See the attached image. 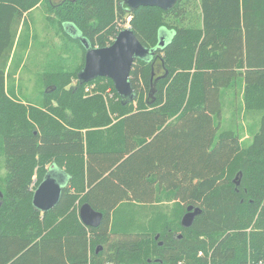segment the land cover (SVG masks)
I'll return each mask as SVG.
<instances>
[{
    "label": "trees",
    "instance_id": "1",
    "mask_svg": "<svg viewBox=\"0 0 264 264\" xmlns=\"http://www.w3.org/2000/svg\"><path fill=\"white\" fill-rule=\"evenodd\" d=\"M42 2L0 0V264H262L264 0H176L166 10L46 0L83 62L73 73L43 72L37 106L6 93L5 68L24 13ZM126 16L140 43L154 49L150 60L132 64L130 100L108 78L79 83L85 47L65 26L104 47ZM160 29L171 33L157 47ZM240 79L244 112L259 115L246 146L239 127L221 128L223 96L237 94ZM52 165L68 179L57 204L41 212L32 195ZM156 185L167 193L161 200L180 210L174 217L170 206L140 205L152 202ZM83 203L102 213L96 227L80 221ZM189 205L200 212L182 227Z\"/></svg>",
    "mask_w": 264,
    "mask_h": 264
},
{
    "label": "rangeland",
    "instance_id": "2",
    "mask_svg": "<svg viewBox=\"0 0 264 264\" xmlns=\"http://www.w3.org/2000/svg\"><path fill=\"white\" fill-rule=\"evenodd\" d=\"M45 1L24 13L25 17L19 24L16 41L5 68L6 93L14 94L21 101L37 106L42 105L41 92L47 85L42 82L43 72L61 70L73 73L83 62L82 49L77 43L63 37L54 14L51 13ZM52 1L56 3L59 0ZM128 20L129 17L126 16L123 27H129ZM75 84L76 81L73 79L67 87ZM93 87L94 85L86 86L84 96L91 95ZM112 94V89L108 87L103 97L107 105ZM226 124L227 130H232L235 126L239 127V131L244 128L242 122L236 119L226 121ZM243 145L246 146L247 143ZM4 172L0 162V178L4 176ZM63 178L64 176L59 173L58 181L61 182ZM34 183L35 177L30 184V189L33 188ZM170 202L172 201L166 202V206H170L169 215L174 217L180 210L177 211Z\"/></svg>",
    "mask_w": 264,
    "mask_h": 264
},
{
    "label": "water",
    "instance_id": "3",
    "mask_svg": "<svg viewBox=\"0 0 264 264\" xmlns=\"http://www.w3.org/2000/svg\"><path fill=\"white\" fill-rule=\"evenodd\" d=\"M124 2L131 10L138 6H156L166 10L172 7L176 0H124ZM74 37H78L85 47L84 64L77 73L79 83H87L97 77H105L112 81L116 93L122 99H132L135 95L134 87L130 81L132 64L138 58L150 60L153 57L154 49L143 46L129 27L122 28L116 34L113 42L104 47H91L85 38L80 37L79 32ZM166 40L168 39L162 35V29H160L157 47H162ZM153 76L152 70L151 79ZM157 78L152 80V85L156 83ZM55 170L59 169L54 165L48 167L42 181L33 191L32 205L41 212L48 211L57 204L61 189L67 182L68 177L64 173L62 174L66 178L64 177L59 182ZM199 212V208L187 206L186 212L180 220L181 226L189 227ZM79 218L85 226L96 227L101 221L102 213L94 210L88 203H83L79 207ZM97 250L98 248H96Z\"/></svg>",
    "mask_w": 264,
    "mask_h": 264
},
{
    "label": "crops",
    "instance_id": "4",
    "mask_svg": "<svg viewBox=\"0 0 264 264\" xmlns=\"http://www.w3.org/2000/svg\"><path fill=\"white\" fill-rule=\"evenodd\" d=\"M65 26L68 29V31H70L73 34V36H75L76 33L78 34V31L76 29H74L70 24H66ZM162 35L168 39L170 33H168L165 29H163ZM243 91H244V82L242 79H240L239 85L237 88V94H234L233 90L230 89L223 96V99H222L223 100V110H222V115H221V128H225V126L227 125L226 121H228V122L231 120L235 121V119H236V120H238V122H242V124L244 125V128L240 131V144H243V143L249 144L251 142L252 136L257 131L258 121H256V120L259 117V115H254L253 117L250 115H246V113L244 112V105L242 102ZM234 99L237 103V107H235V108L232 104ZM236 109H237V113H236ZM172 119H174L173 121H175V116ZM225 130H227V129H225ZM118 146H120V143ZM48 167H50V166H47V169H48ZM59 173L62 174L63 172L57 171L56 174L58 175ZM62 175L66 178V176L64 174H62ZM154 190H155V192L153 194L152 202H147V203H143L140 205H146L149 207H153V206L162 207L163 205H166L165 200H161L162 197L166 198V195H167L164 187L159 188V186L156 185ZM132 203H133V205L138 204L137 202H132ZM170 203H173V202H170ZM120 204L121 203H119V205ZM157 212H159V210H157ZM78 215H79V210H78Z\"/></svg>",
    "mask_w": 264,
    "mask_h": 264
},
{
    "label": "built area",
    "instance_id": "5",
    "mask_svg": "<svg viewBox=\"0 0 264 264\" xmlns=\"http://www.w3.org/2000/svg\"><path fill=\"white\" fill-rule=\"evenodd\" d=\"M106 264H112V263H106Z\"/></svg>",
    "mask_w": 264,
    "mask_h": 264
}]
</instances>
